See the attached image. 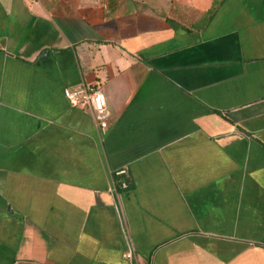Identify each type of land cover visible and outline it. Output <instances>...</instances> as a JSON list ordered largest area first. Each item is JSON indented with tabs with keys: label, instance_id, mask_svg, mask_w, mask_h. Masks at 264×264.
Here are the masks:
<instances>
[{
	"label": "crops",
	"instance_id": "1",
	"mask_svg": "<svg viewBox=\"0 0 264 264\" xmlns=\"http://www.w3.org/2000/svg\"><path fill=\"white\" fill-rule=\"evenodd\" d=\"M0 264H264V0H0Z\"/></svg>",
	"mask_w": 264,
	"mask_h": 264
},
{
	"label": "built area",
	"instance_id": "2",
	"mask_svg": "<svg viewBox=\"0 0 264 264\" xmlns=\"http://www.w3.org/2000/svg\"><path fill=\"white\" fill-rule=\"evenodd\" d=\"M64 96L74 105H83L89 110L101 130L107 127V120L104 116L106 109V99L104 89L101 85L93 83L81 85L76 88H65L63 90ZM123 171L119 172L122 173ZM122 188H126V184L122 183ZM127 260H131L133 255L131 251L124 254Z\"/></svg>",
	"mask_w": 264,
	"mask_h": 264
},
{
	"label": "trees",
	"instance_id": "3",
	"mask_svg": "<svg viewBox=\"0 0 264 264\" xmlns=\"http://www.w3.org/2000/svg\"><path fill=\"white\" fill-rule=\"evenodd\" d=\"M112 177H113V181H114V184L117 190L123 189L122 183L126 184L125 189H128L131 185L130 178L126 171H123L122 173H119V172L113 173Z\"/></svg>",
	"mask_w": 264,
	"mask_h": 264
}]
</instances>
